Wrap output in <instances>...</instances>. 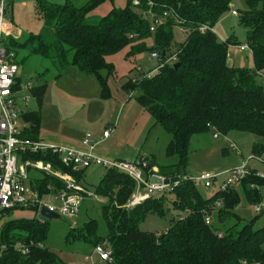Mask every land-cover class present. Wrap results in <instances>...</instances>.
I'll list each match as a JSON object with an SVG mask.
<instances>
[{"label":"trees","instance_id":"1","mask_svg":"<svg viewBox=\"0 0 264 264\" xmlns=\"http://www.w3.org/2000/svg\"><path fill=\"white\" fill-rule=\"evenodd\" d=\"M107 1L113 0H87L80 6L70 0H35V9L43 21L40 32L12 38L5 46L15 62L16 56L24 53V59L31 55L48 59L58 73L74 66L86 74H95L104 95L109 97L107 84L99 75L102 70L114 73L106 57L129 47L133 54L157 51L164 60L174 44L175 17L182 20L186 32L181 34H186V39L174 51L179 65L164 64L150 77L128 79L123 84L127 93L139 92L137 102L170 135L166 154L176 155L175 163L158 165L152 155L144 159L148 169L157 167L159 175L178 176V184L169 189L176 213L168 230L159 235L141 230L139 226L148 213L165 215L166 191L128 207L134 181L122 172L105 169L93 195L104 199L100 208L107 236L97 235V224L92 219L73 229L67 238L71 235L73 240L89 241L93 247L106 242L111 250L109 264H264V226L254 228L260 213L237 228L240 217L235 212L240 202L236 187L251 204L258 203L261 199L256 188L264 184V177L250 170L235 187L209 197H203L192 180L181 179L188 173L194 135L215 130L224 136L240 131L264 137V87L256 79V75L264 76V0H243L246 7L238 15L239 24L246 29L252 69L228 63L229 45L240 44L235 39L221 41L213 31L197 30L202 24L214 28L230 11L232 0H139L138 5L126 0L123 8H112L96 23H89L91 13ZM149 11H168L172 17H166L150 31L145 17ZM148 39H152L151 46L146 44ZM46 86L44 82L34 89L39 104ZM21 118L26 123L22 135L39 138V112L27 111ZM252 152L262 154L264 145L253 144ZM32 158L51 161L54 168L69 172L80 183L84 170L72 172L50 154ZM31 185L40 197L64 188L61 180L46 174ZM216 201L220 205H215ZM17 208L37 211L36 207L13 209ZM13 209L2 212L0 218V244L5 246L0 264H67L45 246L47 223L36 218H11ZM205 215L210 216V223L205 222ZM15 244H20L25 253Z\"/></svg>","mask_w":264,"mask_h":264},{"label":"rangeland","instance_id":"2","mask_svg":"<svg viewBox=\"0 0 264 264\" xmlns=\"http://www.w3.org/2000/svg\"><path fill=\"white\" fill-rule=\"evenodd\" d=\"M35 0H6L7 14L4 19L3 44H9L12 38L28 33H39L43 21L34 5ZM54 3H63L65 0H49ZM74 5L80 6L87 0H70ZM126 0L107 1L91 13L88 22L96 23L112 8H123ZM243 0H232L231 9H236L238 14L232 15L229 11L224 14L213 28L218 40L228 38L237 42L245 43L246 29L239 24L238 15L240 10L245 9ZM186 34H181L174 27V39L171 52L176 50L178 44L183 43ZM152 39L146 41L151 46ZM6 47V46H5ZM229 64L252 69L250 50L240 51L234 45H229ZM24 53L16 56L18 65L17 78L20 79V88L15 91L16 106L19 113V127L26 126L21 114L27 111H37L40 114L39 138L47 142L79 147L82 136L86 132L100 133L105 127L113 126L114 131L110 137L101 142L95 152L102 157L110 159H124L136 161L138 159L154 156L158 165L167 166L176 162V155H167L166 146L170 135L156 123L154 118L135 99L138 91L127 93L123 84L128 80L138 81L157 68L158 61L149 59L150 52L144 51L133 54L129 47L108 55L106 61L113 65V74L106 70L100 72V77L105 80L109 97L104 95L100 79L95 74H86L77 67L70 66L64 71H58L52 63L41 56L31 55L22 58ZM257 82L264 87V76L256 75ZM47 83L43 99L39 104L34 95V89L38 85ZM26 83L31 87L27 88ZM27 97V101H23ZM216 134L217 137L213 135ZM255 143L264 144V137L248 132L231 131L226 136L211 130L207 133L194 135L189 147V162L187 175L196 176L201 172H214L224 170L231 166L248 162L249 171L264 174V152L260 155L253 154L252 147ZM227 153L223 154V150ZM255 155V156H254ZM254 156V157H252ZM105 168L90 166L86 168L80 179V184L91 193L85 195L79 211L70 216L60 215L58 218H44L38 211L31 209H13L11 218H36L47 223L48 232L45 246L61 256H73L83 260L93 251V245L89 241L73 240V229H79L89 220L96 221L97 235L106 237L108 229L101 213V204L104 199L93 195L94 186L103 176ZM37 176H40L38 173ZM218 179L217 184L220 183ZM218 187L197 186L203 197L212 195ZM240 202L235 210L240 217L237 224H242L255 218L259 213L253 209V205L245 198L237 186ZM260 199L264 201V184L257 186ZM167 201L164 204L165 215L150 212L140 224V229L157 235L168 230L170 219L176 213L170 199L173 194L165 192ZM2 221V220H1ZM0 221V222H1ZM264 226V211H262L254 224L258 229ZM96 264H100L94 256Z\"/></svg>","mask_w":264,"mask_h":264},{"label":"built area","instance_id":"3","mask_svg":"<svg viewBox=\"0 0 264 264\" xmlns=\"http://www.w3.org/2000/svg\"><path fill=\"white\" fill-rule=\"evenodd\" d=\"M148 3L151 5L150 2ZM133 4L138 5L139 0H133ZM6 9V0H0V218L2 212L20 206L36 207L38 213L41 207L45 206L50 212L70 217L79 211L85 195H91L85 187L76 182L69 172L54 168L51 161L32 158L36 154L55 156L56 161L68 167L72 172H79L94 165L117 170L128 175L134 181V190L126 203L128 207L140 204L176 186L179 179L170 184L150 182L153 175L160 177L161 180L166 177L159 175L155 166L148 169V162L144 158L131 162L124 159L105 158L97 154L95 152L97 146L110 137L114 131L113 126L105 127L100 133L86 132L82 136L79 147L47 142L42 138L31 139L22 135L24 127L23 125L19 127V113L15 97V91L20 88V79L16 76L19 67L13 59V53L8 51L3 44L6 35H4ZM229 12L232 15L238 14L236 9L230 8ZM171 14L168 11H163L162 14H155L150 11L146 13L145 17L149 19L150 31H154ZM175 23V28L180 33L186 32L182 20L175 17ZM197 30L205 32L208 30L213 31V28L208 24H202L198 26ZM235 47L240 51L250 50L246 43H240ZM227 58L230 60L228 52ZM149 59L158 61L156 71L164 64L175 63L177 53H170L162 60L157 51H152ZM151 75L152 72L146 76L150 77ZM26 87L30 88L31 84L26 83ZM22 99L25 102L27 101V97ZM213 136L217 137L216 134ZM247 162L245 160L241 164L224 170L201 172L196 176L183 175L181 179L192 180L195 186L212 187L217 185L215 192L225 191L235 187L241 179L249 174ZM37 173L40 176H37ZM45 174L61 180L64 188L58 192L40 197L31 183ZM256 175L264 177L263 173H256ZM219 178H221V181L217 184ZM215 205H220V202L216 201ZM253 209L256 213L264 211V201L261 200L255 203ZM204 219L206 223H210L209 215H205ZM4 248L5 246L0 244V256ZM15 248L25 253L20 244H15ZM94 256L98 258L101 264L111 263V250L107 247L106 242L98 243L93 247L92 253L85 257V264H95ZM242 264L248 263L243 261Z\"/></svg>","mask_w":264,"mask_h":264},{"label":"water","instance_id":"4","mask_svg":"<svg viewBox=\"0 0 264 264\" xmlns=\"http://www.w3.org/2000/svg\"><path fill=\"white\" fill-rule=\"evenodd\" d=\"M179 62L174 63V67L178 66ZM178 179V176H173V177H166L163 180L160 179V177L153 175L150 179V182L152 183H164V184H170L171 182H174ZM39 214L44 217V218H58L60 215L57 213L50 212L45 206H42Z\"/></svg>","mask_w":264,"mask_h":264},{"label":"crops","instance_id":"5","mask_svg":"<svg viewBox=\"0 0 264 264\" xmlns=\"http://www.w3.org/2000/svg\"><path fill=\"white\" fill-rule=\"evenodd\" d=\"M242 43V42H239ZM153 73V72H152ZM262 144V143H261ZM264 145V144H263ZM232 167V166H231ZM157 168V167H156ZM60 255V254H59ZM61 256V255H60ZM61 258L67 263V264H85L83 260H78L73 256H61Z\"/></svg>","mask_w":264,"mask_h":264}]
</instances>
